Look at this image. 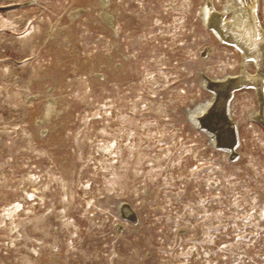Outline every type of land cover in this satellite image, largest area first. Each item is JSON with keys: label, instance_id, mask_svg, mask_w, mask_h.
<instances>
[{"label": "rangeland", "instance_id": "obj_1", "mask_svg": "<svg viewBox=\"0 0 264 264\" xmlns=\"http://www.w3.org/2000/svg\"><path fill=\"white\" fill-rule=\"evenodd\" d=\"M243 1L0 0V264H264V88L199 123Z\"/></svg>", "mask_w": 264, "mask_h": 264}, {"label": "bare ground", "instance_id": "obj_2", "mask_svg": "<svg viewBox=\"0 0 264 264\" xmlns=\"http://www.w3.org/2000/svg\"><path fill=\"white\" fill-rule=\"evenodd\" d=\"M242 2L244 1L242 0ZM210 10L209 25L214 28L221 39L234 44L245 58H250L257 68H255L256 71L253 74L248 73L247 70L243 68L234 78L228 81H223V83L221 82L219 88L215 89L217 95L213 107L209 109L206 116L203 115L204 117H201L202 121L198 119L200 125H203L205 129L215 137L216 141H218V143L216 142L217 144L232 147L235 140V134L234 128L228 122L227 113L225 111L228 98L231 95L233 88H238L243 85L251 86L256 93L258 91L263 92L264 35L262 33L263 31L261 32L260 22H258L256 17L257 15L255 16L256 10L254 2L251 3L248 12L246 11L247 9H241L244 11L241 12L232 8V13L229 18L224 17L226 8L220 13L214 12L213 8ZM107 19L109 18L106 16V21ZM204 121H206V123H204Z\"/></svg>", "mask_w": 264, "mask_h": 264}]
</instances>
